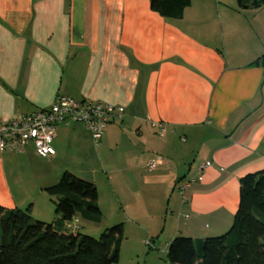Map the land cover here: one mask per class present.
I'll return each instance as SVG.
<instances>
[{
  "label": "crops",
  "instance_id": "1",
  "mask_svg": "<svg viewBox=\"0 0 264 264\" xmlns=\"http://www.w3.org/2000/svg\"><path fill=\"white\" fill-rule=\"evenodd\" d=\"M190 1L172 20L150 0H0V119L48 109L58 96L122 106V122L94 143L95 159L83 125L59 128L56 155L39 159L70 170L63 160L71 151L96 177L104 171L112 188L140 179L143 222L157 221L149 208L165 188L166 251L177 236L227 232L240 179L264 170V6ZM29 147L0 152V206L31 205L34 219L53 223L47 183L26 189L17 178L18 160L38 157ZM154 157L163 163L149 172ZM206 162L211 167L200 171ZM101 200L98 190L102 211ZM74 222L85 229L79 217Z\"/></svg>",
  "mask_w": 264,
  "mask_h": 264
},
{
  "label": "trees",
  "instance_id": "2",
  "mask_svg": "<svg viewBox=\"0 0 264 264\" xmlns=\"http://www.w3.org/2000/svg\"><path fill=\"white\" fill-rule=\"evenodd\" d=\"M240 10L258 9L264 0H237ZM190 0H150L152 11L166 19L183 17ZM44 192L58 218L36 220L26 210L0 206V264H116L124 239L123 224L99 238L81 233L77 217L101 223L94 183L66 172ZM171 264H264V170L240 179L237 213L229 230L217 237L193 240L177 236L167 248Z\"/></svg>",
  "mask_w": 264,
  "mask_h": 264
},
{
  "label": "rangeland",
  "instance_id": "3",
  "mask_svg": "<svg viewBox=\"0 0 264 264\" xmlns=\"http://www.w3.org/2000/svg\"><path fill=\"white\" fill-rule=\"evenodd\" d=\"M89 137L91 146L88 154L91 158L95 159V151H99L101 148L95 146L90 135ZM29 149L31 148L29 147ZM67 157V160L63 161L70 166V170L62 168L64 164L59 160L51 165L34 155L30 156L31 159L28 161L20 158L17 162V178L26 189L38 185L36 184L37 182L47 183V187L54 185L66 172L72 173L76 177L86 181L92 182V180H97L98 190L102 196V221L101 223L83 221L85 229L81 233L99 238L105 230L122 223L124 239L120 249V260L116 264H171L167 260V251L165 250V243L168 241V238L166 235H162L161 231L167 212V198L164 197L168 195L166 189H160L158 201H155V206L149 208L151 213H154L155 210L157 221L152 222L150 220L143 222L144 216L140 214V179L138 183L136 180L133 182H129L130 180L125 181L124 184L127 187L125 185L123 189L112 188L106 184L107 179L104 171V175L100 173L96 177L95 171L92 170L93 167L85 163L83 159L77 158L71 151ZM106 161L110 162L112 160L108 159ZM112 183L115 186L116 182Z\"/></svg>",
  "mask_w": 264,
  "mask_h": 264
},
{
  "label": "built area",
  "instance_id": "4",
  "mask_svg": "<svg viewBox=\"0 0 264 264\" xmlns=\"http://www.w3.org/2000/svg\"><path fill=\"white\" fill-rule=\"evenodd\" d=\"M124 114L122 106L58 96L48 109L10 121L0 119V152H22L31 146L39 158L53 157L56 155L54 140L59 127L72 125L85 126L97 144L106 128L110 124L122 122ZM159 131L164 133L163 126H159ZM162 163V158L154 157L147 162L146 169L152 172ZM209 167L211 163L206 162L200 166V171ZM189 184L179 188L182 195Z\"/></svg>",
  "mask_w": 264,
  "mask_h": 264
}]
</instances>
